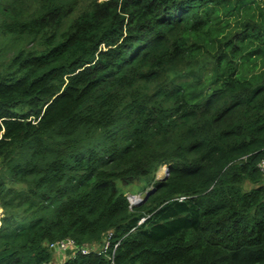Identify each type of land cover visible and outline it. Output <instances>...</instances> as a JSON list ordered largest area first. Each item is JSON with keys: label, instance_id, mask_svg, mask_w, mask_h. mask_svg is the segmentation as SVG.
I'll use <instances>...</instances> for the list:
<instances>
[{"label": "trees", "instance_id": "16d2710c", "mask_svg": "<svg viewBox=\"0 0 264 264\" xmlns=\"http://www.w3.org/2000/svg\"><path fill=\"white\" fill-rule=\"evenodd\" d=\"M263 161L264 0H0V264H264Z\"/></svg>", "mask_w": 264, "mask_h": 264}, {"label": "rangeland", "instance_id": "374dc122", "mask_svg": "<svg viewBox=\"0 0 264 264\" xmlns=\"http://www.w3.org/2000/svg\"><path fill=\"white\" fill-rule=\"evenodd\" d=\"M165 169H166V167L164 166V167H161L158 171H157V173H156V178L157 179H161V178H163L164 177V174H165ZM130 197V196H129ZM143 198H144V195H134V197H130L129 199V201L132 203V202H134L133 204V206H135V205H137V202L138 201H142L143 200ZM134 199H137L138 201L136 202V200H134ZM0 217H2V212H1V214H0ZM91 248L92 247H90V246H85V247H83V249H86V251H88V250H91ZM94 250H97V251H100V247H94L93 248ZM104 250V249H103ZM74 251V250H73ZM72 251V252H73ZM74 253V252H73ZM52 254H53V258H52V260L50 261V263L49 264H62V263H64L65 261H66V259H67V255L66 254H64V253H62V252H60V251H52ZM72 254V253H71Z\"/></svg>", "mask_w": 264, "mask_h": 264}, {"label": "built area", "instance_id": "2783aa9c", "mask_svg": "<svg viewBox=\"0 0 264 264\" xmlns=\"http://www.w3.org/2000/svg\"><path fill=\"white\" fill-rule=\"evenodd\" d=\"M259 167H260V169H261V172H262L263 175H264V161L261 162V164L259 165ZM110 236H111V235H110L109 233L106 235V240H105V242H104V248H105V249H107V248L110 246V242H109ZM57 245L59 246V249H61V250H63V251H65L66 249H71V251H73V250H76V248H77V247L74 245V243H73V242H70V241L60 242V243H57ZM53 246H54V245H53ZM53 246H51V247H53ZM117 246H118V244H116L114 248H116ZM92 247H93V246H92ZM82 250H83V252H86V249H83V248H82Z\"/></svg>", "mask_w": 264, "mask_h": 264}, {"label": "water", "instance_id": "95a60500", "mask_svg": "<svg viewBox=\"0 0 264 264\" xmlns=\"http://www.w3.org/2000/svg\"><path fill=\"white\" fill-rule=\"evenodd\" d=\"M167 176H168V168L166 167L164 177L161 178V179H166ZM158 180H160V179H158ZM152 192H153V189L145 195V197L143 198L142 201H138L137 204L144 202V201L146 200V198L148 197V195H149L150 193H152ZM132 197H133V196H132ZM129 198H130V197H129ZM129 200H130V199H129ZM130 204H131V205H134V204L131 203V202H130ZM51 251H60V252H62V253H64V254H66V255H70V254H71V249H66L65 251H63V250L59 249V246H58L57 244H55L53 247H51Z\"/></svg>", "mask_w": 264, "mask_h": 264}, {"label": "bare ground", "instance_id": "6f19581e", "mask_svg": "<svg viewBox=\"0 0 264 264\" xmlns=\"http://www.w3.org/2000/svg\"><path fill=\"white\" fill-rule=\"evenodd\" d=\"M134 200H136V202L138 201L137 199H134ZM132 203H134V202H132Z\"/></svg>", "mask_w": 264, "mask_h": 264}, {"label": "crops", "instance_id": "0c3cea01", "mask_svg": "<svg viewBox=\"0 0 264 264\" xmlns=\"http://www.w3.org/2000/svg\"><path fill=\"white\" fill-rule=\"evenodd\" d=\"M0 214H1V209H0ZM1 218V217H0Z\"/></svg>", "mask_w": 264, "mask_h": 264}]
</instances>
